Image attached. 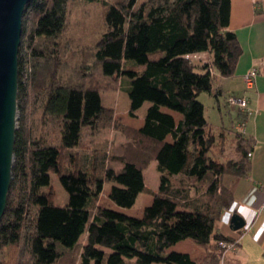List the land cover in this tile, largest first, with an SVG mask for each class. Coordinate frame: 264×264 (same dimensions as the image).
Returning a JSON list of instances; mask_svg holds the SVG:
<instances>
[{
	"label": "trees",
	"instance_id": "obj_1",
	"mask_svg": "<svg viewBox=\"0 0 264 264\" xmlns=\"http://www.w3.org/2000/svg\"><path fill=\"white\" fill-rule=\"evenodd\" d=\"M74 1L31 0L23 15L15 159L0 249L16 246L30 264H57L74 251L71 264H222L219 242L235 241L219 231L222 214L235 202L232 182L249 173L254 141L237 130L235 155L227 157L225 132L214 134L199 96L213 91L218 75L233 76L242 55L229 28L231 0H86L102 2L106 29L93 45V64L65 77L56 39ZM205 51L212 61L190 57ZM123 77L130 113L150 105L142 126L120 124L125 141L110 145L113 155L103 150L96 172L77 161L76 150L86 130L94 136L114 123L101 92ZM242 110L241 121L249 114ZM153 161L156 189L145 181ZM52 174L69 194L65 204L52 195ZM106 181L118 206H133L141 192L152 200L142 215L103 205ZM188 238L206 255L169 250Z\"/></svg>",
	"mask_w": 264,
	"mask_h": 264
},
{
	"label": "rangeland",
	"instance_id": "obj_2",
	"mask_svg": "<svg viewBox=\"0 0 264 264\" xmlns=\"http://www.w3.org/2000/svg\"><path fill=\"white\" fill-rule=\"evenodd\" d=\"M108 2H117L118 0H107ZM142 1V0H141ZM104 6L101 1H86L75 0L70 5L69 18L64 32L56 40L59 42L61 49V59L63 62L60 67V73L65 77H76L75 72L82 63L93 64V45L101 34L106 29L104 22ZM86 52L88 54L86 55ZM200 53H205L207 56L205 59L200 58ZM209 52H196L191 54L192 60H196L197 63H203L208 60ZM83 55H86L83 59ZM86 60V61H83ZM84 64H82L83 66ZM129 81L126 77L117 79L116 86H109L104 88L101 92L103 103L112 107L115 118L114 123L99 132L97 135H91L89 130L84 133L81 146L77 148V161L80 164L91 163L90 167H94L95 171L101 172L99 169V162L104 155L103 150H107L109 155L116 153L115 148L111 149V144L119 145L125 141L123 135V129L119 128L120 124H128L132 127H140L144 123V114L150 105L149 101H146L138 110L136 114L130 113V98L128 94ZM220 103L213 104L207 97V92H202L199 96V104L206 111L207 117H205L213 128V132L216 136H220L222 132H225V146L227 147V157H233L234 141L237 137L236 123L239 120V112L232 109L227 96H219ZM227 101V103H226ZM164 110L174 114L176 119L181 117V113L173 110L169 107H163ZM31 119L39 117L34 115L33 111H29ZM142 124V125H141ZM107 155V154H106ZM108 156V155H107ZM94 157V158H93ZM92 158V160H91ZM147 186L151 189H156L160 181V174L155 168V161L150 163L146 172ZM52 195L58 204H65L68 201L69 194L63 188L59 177L56 174H52ZM113 185L112 181H106L104 183V192L100 196L99 202L103 205L111 206L117 210L123 211L131 215H142L145 206L150 204L151 195L147 192H141L136 202L131 207H121L115 204L109 199L108 193ZM86 233L82 234L80 241L86 240ZM236 240V239H235ZM179 250L189 249V244L181 242L178 246ZM78 249V248H77ZM170 250V249H169ZM172 250V249H171ZM234 251V250H232ZM225 253L222 249L219 252L221 257V263L226 264L228 256L230 254ZM78 251H74L71 254L67 253L57 264H71L72 259L77 257ZM225 253V255H224ZM223 255V256H222ZM28 254L19 250L16 246H8L0 249V264H28ZM30 264V263H29ZM162 264V263H160Z\"/></svg>",
	"mask_w": 264,
	"mask_h": 264
},
{
	"label": "crops",
	"instance_id": "obj_3",
	"mask_svg": "<svg viewBox=\"0 0 264 264\" xmlns=\"http://www.w3.org/2000/svg\"><path fill=\"white\" fill-rule=\"evenodd\" d=\"M229 28L239 39L242 55L235 74L229 77L218 75L213 91L207 92V97L213 104L220 103L221 95L225 98L229 94L247 98L250 113L243 121H237L236 128L242 124L246 135L253 139L254 144L250 152L251 168L248 175L236 177L231 184L235 202L223 211L219 231L238 240L237 248L228 256L229 264H264V211L259 210L264 202V0H231ZM206 56L207 54L200 53V58L205 59ZM212 59L213 55L209 53L207 61ZM252 67H257L259 73L254 87L247 89L244 75ZM218 92L221 94L217 95ZM231 106L238 112L241 109L236 105ZM204 116L207 117L206 111ZM146 172L147 169L145 181ZM235 214L241 215L245 220L244 227L238 230L231 223ZM181 242L188 243L190 248L179 250ZM169 249L189 252L194 258L207 253L204 247L191 238L179 241Z\"/></svg>",
	"mask_w": 264,
	"mask_h": 264
},
{
	"label": "water",
	"instance_id": "obj_4",
	"mask_svg": "<svg viewBox=\"0 0 264 264\" xmlns=\"http://www.w3.org/2000/svg\"><path fill=\"white\" fill-rule=\"evenodd\" d=\"M31 0H0V221L5 213L15 159L18 122L19 48L23 15ZM235 230L245 225L235 214Z\"/></svg>",
	"mask_w": 264,
	"mask_h": 264
},
{
	"label": "built area",
	"instance_id": "obj_5",
	"mask_svg": "<svg viewBox=\"0 0 264 264\" xmlns=\"http://www.w3.org/2000/svg\"><path fill=\"white\" fill-rule=\"evenodd\" d=\"M259 69L257 67H252L245 75H244V83L247 89H252L255 84V80L258 76ZM228 102L230 105H236L243 109L244 111H247L250 113L249 109V103L248 99L242 96L234 95V94H229L228 97ZM240 131L245 132V127L242 124H239L237 127ZM249 156H251V153H249ZM260 211H264V202L259 206ZM238 240L235 241H225L221 240L219 242L220 250L221 249L225 252L228 253L229 251L235 250L237 248ZM224 253V255H225ZM223 256V255H222Z\"/></svg>",
	"mask_w": 264,
	"mask_h": 264
}]
</instances>
